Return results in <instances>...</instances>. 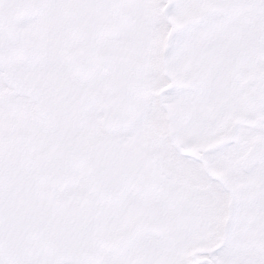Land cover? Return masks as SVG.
<instances>
[{"label": "snow or ice", "instance_id": "1", "mask_svg": "<svg viewBox=\"0 0 264 264\" xmlns=\"http://www.w3.org/2000/svg\"><path fill=\"white\" fill-rule=\"evenodd\" d=\"M0 264H264V0H0Z\"/></svg>", "mask_w": 264, "mask_h": 264}]
</instances>
